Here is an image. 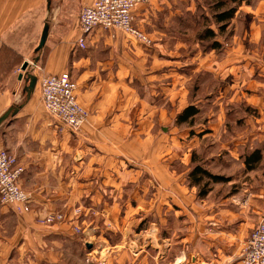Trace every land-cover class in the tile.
Here are the masks:
<instances>
[{
    "label": "crops",
    "instance_id": "0c3cea01",
    "mask_svg": "<svg viewBox=\"0 0 264 264\" xmlns=\"http://www.w3.org/2000/svg\"><path fill=\"white\" fill-rule=\"evenodd\" d=\"M49 2L0 0V116L14 105L21 106L0 127V149L14 155L24 169L20 186L30 197L22 215L11 207H0V264L62 259L66 234L37 222L49 213L72 215L79 208L95 216L92 230H103L100 224L109 223L123 235L135 216L160 215L163 206H169L178 220L183 218L175 225L182 249L173 257L170 247L156 264L169 256L171 262L165 264H191L194 257L197 264H242L244 244L264 220V145H258L264 125H252L232 143L224 141L223 94L219 91L212 98L208 94L207 101L217 109L203 112L205 118L213 119L197 132L198 137L191 136L195 131L190 127V140L178 143L176 137L163 136L159 130L167 132L162 125L167 117L178 126L176 118L187 107L178 110L175 102L178 85H192L191 75H180L177 65L159 55L165 52L162 41L176 36L177 14L183 13V7L191 11L193 4L150 0L137 7L135 26L156 41V47L144 46L121 31L97 28L81 49L77 44L82 36L79 13L94 0H51L50 10ZM250 3L243 2L237 13L243 10L253 18L251 35L257 40L261 37L257 23L264 24V0ZM47 20L51 29L38 68L44 75L68 72L77 82L78 101L89 116L75 135L59 128L45 112L37 85L31 98L20 102L26 86L19 80L20 69L34 59ZM233 53L239 63L229 67V72L245 83L249 77L252 91L247 101L258 107L263 101L264 70L255 71L248 55L243 62L241 51ZM225 63L223 59L205 62L208 81L220 84ZM14 79L23 94L9 88ZM190 93L181 90V99ZM257 150L261 161L247 170L245 161ZM196 165L228 180L211 184L208 194L200 197L189 179ZM53 245L62 248L61 255L45 248ZM119 255L114 261L116 254H112L111 264H145L142 255L136 259L126 252Z\"/></svg>",
    "mask_w": 264,
    "mask_h": 264
},
{
    "label": "rangeland",
    "instance_id": "374dc122",
    "mask_svg": "<svg viewBox=\"0 0 264 264\" xmlns=\"http://www.w3.org/2000/svg\"><path fill=\"white\" fill-rule=\"evenodd\" d=\"M185 1H187L188 4L192 3L193 9L191 11L187 10L186 12L185 7H183V13L177 14L176 23L174 24L176 36L171 35L166 41H162L165 52L159 56L165 58L168 62L172 61L174 66L177 65L176 72L180 75L186 76V73H188L193 79L192 85H189L187 82L183 83L181 86L178 85L175 108L179 110L186 105H195L200 109V113L197 115L192 125L183 124L176 126L174 119L167 117L166 122L162 125H165L164 127L167 129L168 134L164 132L161 127H159V130L163 136L176 137L178 143H185L190 140L191 136L198 137L197 132L203 129L205 123L213 119H209L208 116L205 118L203 112H206L208 109H217V106H212V102L207 101L209 98L208 94L212 93L210 94V98H212L220 91V93L223 94L221 104L224 107L222 126L225 129L223 140L227 143H232L251 128L252 125H264V87L261 89L263 91V101L260 106L250 105L247 101V98L251 97L250 93L252 91L248 84L249 77L245 83L243 79L241 80L235 77L233 73L229 72V67H233L234 64L239 63L233 56V51L235 49L241 51L242 54L240 55L243 56V62L246 61V59H248V62L251 61V65L254 66L255 71L261 72L264 70V24L263 22L257 23V26L261 28V37H258L256 40V38L251 35L253 18L249 17L243 10L237 13L239 10L238 7L234 19L229 23L226 30L220 31L214 18L216 11L214 5L217 0H183V3H185ZM244 2L250 3V0ZM187 9H189V7ZM208 29L216 33L214 40L221 44L220 50L213 51L209 49L212 40H200V37L202 38V35H204L205 31H208ZM256 29L257 28L254 26L253 30ZM152 41V47H156V41L153 39ZM245 56H247L246 59L244 58ZM249 56L254 59H250ZM222 59L225 60L226 63L222 74L223 76L220 78V84L208 81V77L205 73L206 71L203 70L204 66L208 62L221 61ZM30 60L33 62L32 59ZM257 61H259V63ZM20 72L22 73L21 69ZM31 73L36 74L37 78L43 75L39 68H36ZM15 84L16 82L14 79L13 86L9 88L23 94L21 87ZM180 89L188 93L191 91V93L190 95L187 94V96L183 95L181 99ZM25 96L22 95V100L20 102H24ZM190 127H193L192 131H195V133H193V135L191 134V136H187V129ZM174 129H177V131L174 132ZM171 131L174 132V134ZM258 145H264V132L260 137ZM199 191L198 188V193ZM19 215L22 214L19 213ZM49 217H52V220L48 222L47 219ZM58 217H61V219ZM93 217L95 218L93 214L84 213L82 209L77 208L73 211L72 215L64 212H56L49 213L43 218H38L37 222L39 224L47 228L57 227V229L60 230L58 232L59 235L65 233L66 237L63 238H67L64 254L62 257L60 256L62 259L54 261L50 258L48 262L44 261L43 264H111L113 253L116 254L113 260L118 261L119 254L124 252L132 259H136L142 255L145 264H156V260L159 259L161 261V255L164 256L166 252H169L170 247H172L173 250V252L170 251L173 257L182 249V246L178 242L181 238L175 231V225L181 222L183 218L180 217L178 220L169 206H163L160 215L146 212L141 213L139 216H135L136 218L131 220L133 221L132 225H129L130 227L123 235H121L119 229H115L112 224L109 223L107 225L100 224L99 227L103 228V230H92L91 221H93ZM155 224L158 226L157 230L155 229ZM61 229H67L68 233ZM110 229H113L114 232ZM123 238H125V243L122 240ZM51 240H53V237H51ZM161 243L163 246L159 247ZM169 243H171L172 246H170ZM118 244H122V246H118ZM45 248L47 250H53L52 252L54 253L58 252L60 255L62 254L61 247L57 248V246L53 245L49 247L45 246ZM185 252L192 253V251L187 250H185ZM194 258L190 259L191 261L193 260L191 264H197L195 262L196 257ZM168 261L171 262L170 256L166 262L163 261L162 264ZM187 262L184 264H188ZM210 262H203L201 264L214 263ZM33 263L36 264L37 262L34 259H30V261L25 259L23 261H15L11 264ZM114 264H138V261H126L124 263L114 262Z\"/></svg>",
    "mask_w": 264,
    "mask_h": 264
},
{
    "label": "built area",
    "instance_id": "2783aa9c",
    "mask_svg": "<svg viewBox=\"0 0 264 264\" xmlns=\"http://www.w3.org/2000/svg\"><path fill=\"white\" fill-rule=\"evenodd\" d=\"M149 3L150 0H94L84 6L78 17L82 32L78 47L85 49L87 36L97 28L121 31L144 46H152V39L134 23L137 7ZM37 83L45 112L57 121L62 130L80 133L89 112L78 101V84L70 73L43 74ZM23 172L17 158L0 149V207H11L20 214L26 211L30 202L29 195L19 184ZM51 220L52 217L47 219L48 222ZM244 245L243 264H264V220L256 225Z\"/></svg>",
    "mask_w": 264,
    "mask_h": 264
},
{
    "label": "trees",
    "instance_id": "16d2710c",
    "mask_svg": "<svg viewBox=\"0 0 264 264\" xmlns=\"http://www.w3.org/2000/svg\"><path fill=\"white\" fill-rule=\"evenodd\" d=\"M244 0H217L214 7L215 11V22L219 26L220 31H225L229 23L234 19L235 13L238 7ZM216 33L211 29L205 31L200 40H212L210 50L218 51L221 48V44L218 41H215ZM199 109L194 105L187 106L176 118L177 125L183 124H193L195 117L199 114ZM262 158L261 151H254L249 158L246 159L245 163L247 164V170L258 167ZM189 179L191 185L197 186L199 188V196H206L210 190L211 184L221 183L228 180L224 176L213 175L209 171L205 170L202 165H196L189 173ZM203 182H205L203 186Z\"/></svg>",
    "mask_w": 264,
    "mask_h": 264
},
{
    "label": "water",
    "instance_id": "95a60500",
    "mask_svg": "<svg viewBox=\"0 0 264 264\" xmlns=\"http://www.w3.org/2000/svg\"><path fill=\"white\" fill-rule=\"evenodd\" d=\"M49 10H50V4L51 0H49ZM51 29V21L47 20L44 24L43 32L40 38V42L38 46L35 49L34 52V59L33 62H24L21 71L22 73L19 75V80H24L26 83V86L24 87V92L26 95V101L29 100L32 96V93L35 91L36 85H37V75L31 73L33 70L39 67L40 59L43 50L45 49L49 33ZM25 103V101H24ZM21 106L14 105L11 108H9L3 115L0 116V127L12 116H14Z\"/></svg>",
    "mask_w": 264,
    "mask_h": 264
}]
</instances>
